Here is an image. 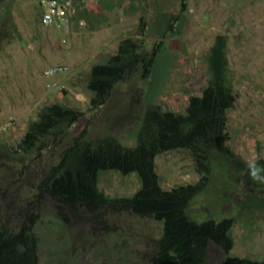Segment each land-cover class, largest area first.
I'll return each mask as SVG.
<instances>
[{
    "label": "rangeland",
    "instance_id": "1",
    "mask_svg": "<svg viewBox=\"0 0 264 264\" xmlns=\"http://www.w3.org/2000/svg\"><path fill=\"white\" fill-rule=\"evenodd\" d=\"M73 1L70 31L42 23L40 0L0 2V215L14 230L32 223L40 264H153L162 222L127 212L97 217L82 207L72 210L38 196V185L85 129L90 139L113 134L134 146L136 125L149 103L184 115L190 99L208 85V55L219 35L227 36L228 81L237 95L228 112L230 147L247 163L264 160V0ZM126 38L141 41L148 51L160 48L152 76L119 83L108 103L94 109L90 70L107 62ZM60 66L68 72L46 77ZM54 104L80 111V120L55 145L22 154L19 144L30 124ZM192 157L188 150L156 157L164 189L201 179ZM141 187L136 173L100 174L99 188L109 197H132ZM188 214L199 223L235 218L231 255L264 259V182L214 167L206 193L192 201ZM225 258L211 243L207 263L223 264Z\"/></svg>",
    "mask_w": 264,
    "mask_h": 264
},
{
    "label": "trees",
    "instance_id": "2",
    "mask_svg": "<svg viewBox=\"0 0 264 264\" xmlns=\"http://www.w3.org/2000/svg\"><path fill=\"white\" fill-rule=\"evenodd\" d=\"M177 18V17H175ZM172 28V26L170 27ZM160 48L146 50L141 41L123 39L104 64L94 65L87 88L94 109L105 106L117 85L135 77L152 76ZM227 36H217L208 55L211 77L201 96L190 99L183 114L165 111L149 103L136 125V144L127 146L113 134L90 139L88 130L76 135L61 152L57 164L42 177L38 196L46 195L59 206L101 217L106 211L127 212L163 223V235L152 254L153 264H208L211 243L226 254L223 264H264L263 260L232 256L231 235L235 218L197 222L188 214L192 201L206 193L214 167L234 168L249 174L248 164L230 147L228 112L237 102L229 84L230 63ZM82 113L61 104L44 106L19 144L24 155L55 145L80 120ZM188 150L201 179L195 184L164 189L156 170V157L166 152ZM264 165V160L257 161ZM136 173L141 189L132 197H109L99 188L102 172ZM251 176V175H250ZM39 237L32 223L12 229L0 215V264H40ZM62 264V263H53Z\"/></svg>",
    "mask_w": 264,
    "mask_h": 264
},
{
    "label": "built area",
    "instance_id": "3",
    "mask_svg": "<svg viewBox=\"0 0 264 264\" xmlns=\"http://www.w3.org/2000/svg\"><path fill=\"white\" fill-rule=\"evenodd\" d=\"M42 6V23L47 26H55L63 31H70L73 27L76 7L73 0H40ZM81 26L84 22L79 23ZM68 66H60L45 72L46 77L51 78L60 73L68 72ZM52 86V85H50Z\"/></svg>",
    "mask_w": 264,
    "mask_h": 264
},
{
    "label": "clouds",
    "instance_id": "4",
    "mask_svg": "<svg viewBox=\"0 0 264 264\" xmlns=\"http://www.w3.org/2000/svg\"><path fill=\"white\" fill-rule=\"evenodd\" d=\"M248 170L254 180L264 182V165L251 161L248 164Z\"/></svg>",
    "mask_w": 264,
    "mask_h": 264
},
{
    "label": "water",
    "instance_id": "5",
    "mask_svg": "<svg viewBox=\"0 0 264 264\" xmlns=\"http://www.w3.org/2000/svg\"><path fill=\"white\" fill-rule=\"evenodd\" d=\"M3 1H5V0H0V2H3Z\"/></svg>",
    "mask_w": 264,
    "mask_h": 264
}]
</instances>
